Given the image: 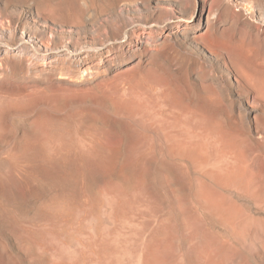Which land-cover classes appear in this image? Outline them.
<instances>
[{
	"label": "rangeland",
	"instance_id": "obj_1",
	"mask_svg": "<svg viewBox=\"0 0 264 264\" xmlns=\"http://www.w3.org/2000/svg\"><path fill=\"white\" fill-rule=\"evenodd\" d=\"M225 1L0 0V264H264V22Z\"/></svg>",
	"mask_w": 264,
	"mask_h": 264
},
{
	"label": "bare ground",
	"instance_id": "obj_2",
	"mask_svg": "<svg viewBox=\"0 0 264 264\" xmlns=\"http://www.w3.org/2000/svg\"><path fill=\"white\" fill-rule=\"evenodd\" d=\"M232 5L242 8L245 11L244 13H246L247 11L248 13H250V16H251V13L253 12V11L251 12V9L255 8L256 10H258V13L257 14L255 13V16L259 17L261 21L264 22V0H226L224 4V10L226 11V15L229 14V11ZM255 35L258 40V43L260 44V47L263 48L264 40L262 41L261 35H259L258 33H256ZM132 115L134 119L136 116V113H133Z\"/></svg>",
	"mask_w": 264,
	"mask_h": 264
}]
</instances>
